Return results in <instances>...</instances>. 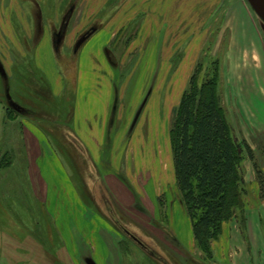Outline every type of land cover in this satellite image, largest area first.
I'll return each instance as SVG.
<instances>
[{"label":"rangeland","instance_id":"obj_1","mask_svg":"<svg viewBox=\"0 0 264 264\" xmlns=\"http://www.w3.org/2000/svg\"><path fill=\"white\" fill-rule=\"evenodd\" d=\"M59 1L45 0L34 10L32 0H0V264H72L60 254L62 221L55 224L44 211L45 187L35 181L34 159L39 168L50 163L44 177H51L63 195L57 204L66 210L64 225L74 220L69 211L102 213L104 208L121 239L122 264L143 256L130 237L169 264L186 263L198 253L186 251L169 230L175 223L185 244L193 239L174 176L173 112L197 63L199 79L216 59L224 114L264 172V130L252 122L261 119L264 105V24L247 0H107L82 29L95 27L80 46L75 39L71 49L62 44L54 52L49 23L70 13L71 26L78 25L86 5L96 0ZM75 102L87 117L81 127L89 133L92 153L81 150L69 119ZM95 124L96 137L90 133ZM30 132L40 140L39 154H32ZM247 167L254 173L245 157L244 174ZM110 168L135 178V195L152 198L156 218L147 210L139 218L138 205L135 218L132 211L126 215L113 195L100 199L101 188L94 183ZM246 189L243 210L222 226L233 224L248 247L245 211L257 186L247 183ZM52 191L50 186L51 197ZM261 201L258 186L255 203ZM78 250L80 258L84 251ZM218 256L214 252L208 264H222L225 257Z\"/></svg>","mask_w":264,"mask_h":264},{"label":"trees","instance_id":"obj_2","mask_svg":"<svg viewBox=\"0 0 264 264\" xmlns=\"http://www.w3.org/2000/svg\"><path fill=\"white\" fill-rule=\"evenodd\" d=\"M94 30L91 27L79 33L75 45L80 46ZM199 63L173 112L170 127L176 186L200 252L178 264H208L214 260L211 244L220 236L223 222L243 210L242 196L247 192L242 170L245 157L252 162L259 198H264V172L251 147L245 139H237L224 114L217 88V60H210L198 79ZM130 239L143 252L142 259L133 264H169L155 250ZM127 251L130 254L131 248Z\"/></svg>","mask_w":264,"mask_h":264},{"label":"crops","instance_id":"obj_3","mask_svg":"<svg viewBox=\"0 0 264 264\" xmlns=\"http://www.w3.org/2000/svg\"><path fill=\"white\" fill-rule=\"evenodd\" d=\"M44 1L45 0H32L34 10L40 9L39 4H43ZM105 1L107 0H96L95 3L92 4L91 2L86 5L85 13L82 15L80 22L77 23L78 25L75 24V26H71L70 22L72 19L69 13L65 15L66 18L64 19L60 17L56 18V21H54L53 23L50 22L49 24L53 29V33L51 36L53 51L55 52L56 48H59V46L61 47L62 44H64L63 47L65 46L66 48L71 49L73 42L75 41L78 34L84 27H86L87 21L89 20L90 22L92 18L98 14L100 9L102 8H100L101 4L103 2L105 3ZM61 2L62 1L60 0V5ZM60 5L57 6L59 9H61ZM61 19L62 22L60 23ZM51 37H47L50 40V44ZM51 57H53L52 53ZM76 101H78V99H76ZM262 107L263 108H260L258 111L262 115L261 119H255L256 121L252 120V122L256 124V128L264 130V105ZM69 119L75 124L74 131H76L75 134L80 140V145L82 146L81 150L85 147L87 151L92 153L90 145L93 146V143L88 140L89 133L81 127V122L87 121V117L84 116L82 112H77L76 102L74 105V110H71ZM66 121L69 122L68 119H64L62 122ZM245 122L248 123V120H246ZM59 123V126L64 125V123ZM59 126H57V129L59 128ZM97 129L98 127L96 124L91 128L90 133L92 136L96 137L98 135L99 132L97 131ZM28 134H30L33 142L31 145L32 154H34L35 152L39 154L41 145L40 140L35 136L34 133L30 132ZM33 163L35 165V181L39 185H41V187H45V195L43 200L44 211L49 214L52 219L54 217L53 222L55 224L58 221H62L60 227L57 226L58 231H56L60 235L63 243V252H60V254L63 256V259L65 257L66 262L68 263V261H70L72 264H122L120 252L118 249V243L121 239L117 237V231L111 226V224H109V222H107L109 220L105 218L107 217L106 210H104L103 208L101 210L102 213H100L98 210L92 213V211H89L87 208H80V210L75 213L69 211V217L72 216L74 220L71 219L70 224L67 223V225H64V218L67 217L66 210H64L62 213L57 204L60 201V197L62 198L63 195L58 190V186L55 185L57 183H55L51 177V181H49L48 178L45 179L44 177L45 170L48 172L51 170L50 163H43V168L42 166L39 168V166L35 164V159L33 160ZM52 169L54 170L56 169V167L54 166ZM126 170L128 173L130 172L129 167H127ZM133 171H135L134 163ZM47 174L50 176L49 173ZM103 177H107V182L105 179H103ZM54 178H56L55 175H53V179ZM128 178H123L112 168H110V171L108 170L106 172H103V174L100 173L96 178V182L94 183L95 186L101 188L100 192L98 188L97 195H100V199H102V197L109 198V196L113 195V200H116L120 203L121 208L126 211V215H129L130 211H132V216H134L135 218L134 211H136V207L138 205L140 208V210H138L139 218H141L140 216H146L145 213H143L144 210H147V212L151 214V219L156 218V214L158 212L156 211V205H154L152 198L150 196H136L134 192L136 184L135 178L132 179V181H130ZM63 181L65 182V185L67 184L70 186V183L66 179H63ZM244 181L246 185L248 183L250 185L256 184L257 186V191L256 189L254 191L255 198L252 199L253 202H251V205L247 206V210L245 211L247 217L246 227L249 236V246H246L245 242L241 239V235H239L236 227L233 224L230 226L223 225L219 240L215 242V244H217L216 246L213 245V250L215 252V257L219 260L220 257L218 255H221L224 258L227 251V256L230 257L232 262L229 263L228 258L225 257L222 264H264V225H261V218L264 220V198L260 203H255L256 198H258V185L255 181V176L252 169H248V167L244 174ZM37 185L35 186L38 188ZM50 186L53 188L52 197L51 193H49ZM112 187L117 188V191L114 192L112 190ZM68 195L69 200L72 197L71 191H69ZM98 199L99 197L97 198V200ZM154 201L156 202V197ZM64 202L66 203L67 200L64 199ZM54 208L57 210H55ZM139 222L145 225L141 221ZM174 225L175 223L171 225L169 224V230L174 239H176V241L179 243V245H181L186 251L190 253L197 252L198 254H200V252L196 250L194 238L190 240L189 245L185 244L183 239L181 238L179 230L176 227H173ZM235 247L237 248V250ZM78 248L81 252L84 251L82 253V257L80 258Z\"/></svg>","mask_w":264,"mask_h":264},{"label":"water","instance_id":"obj_4","mask_svg":"<svg viewBox=\"0 0 264 264\" xmlns=\"http://www.w3.org/2000/svg\"><path fill=\"white\" fill-rule=\"evenodd\" d=\"M256 16L264 24V0H247Z\"/></svg>","mask_w":264,"mask_h":264}]
</instances>
